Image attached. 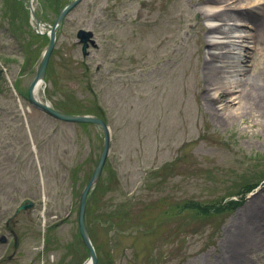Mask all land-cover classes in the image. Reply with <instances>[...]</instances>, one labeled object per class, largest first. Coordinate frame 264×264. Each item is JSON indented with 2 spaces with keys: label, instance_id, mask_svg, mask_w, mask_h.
Returning a JSON list of instances; mask_svg holds the SVG:
<instances>
[{
  "label": "rangeland",
  "instance_id": "374dc122",
  "mask_svg": "<svg viewBox=\"0 0 264 264\" xmlns=\"http://www.w3.org/2000/svg\"><path fill=\"white\" fill-rule=\"evenodd\" d=\"M70 1L33 0L42 29ZM29 2L0 0V238L7 239L0 264H86L80 199L105 134L28 102L49 43ZM225 5L226 14L250 18L227 21V37L210 34L227 44L215 61L224 86L209 90L212 99L204 87L203 26L224 23L202 15L219 4L84 0L58 31L38 98L64 114L103 119L111 132L84 216L97 264H229V238L245 232L255 200L264 204V106L249 111L237 94L227 106L217 100L260 71L264 95V49L255 42L264 39V0ZM80 29L94 34L86 57ZM26 200L32 206L16 215ZM247 234L262 244L237 248L238 260L242 254L244 264H264V206Z\"/></svg>",
  "mask_w": 264,
  "mask_h": 264
},
{
  "label": "bare ground",
  "instance_id": "6f19581e",
  "mask_svg": "<svg viewBox=\"0 0 264 264\" xmlns=\"http://www.w3.org/2000/svg\"><path fill=\"white\" fill-rule=\"evenodd\" d=\"M233 2L256 3V0H233ZM196 3L197 4L204 3L208 5L219 4V8H221L219 11L211 13L208 12L207 9L205 8L203 9L204 12L202 16L208 17L210 19H214L215 21H221L222 23H224L222 25L203 26L204 37L202 38V42L206 44L208 48L207 51L205 52V57H204V70H203V75H204L203 78L205 84L204 87L207 90V92L205 93L207 94L206 99H212L213 97H211V93H209V90L211 88H217V87L222 88L224 86L225 80L221 74L220 67L215 65V61L224 58L223 50L226 48L227 44L222 42L211 41L212 36H210V34L219 33L220 35L227 37L228 36L227 31L224 28L225 25H227L226 24L227 21L235 20L241 16H243V18L244 17L250 18V15L246 14L244 11H240V12H244L242 13L243 15L235 14L233 16L232 14H226L225 13L226 0H196ZM262 31L263 30H260L259 33L262 34L263 33ZM253 37L256 38V36L254 35ZM249 38L250 37H248V39ZM255 42L262 44L263 45L262 48L264 49L263 38H261V40L255 39ZM248 75L249 74H245V78L240 79L239 81H235L234 85L231 87L229 91L224 90L223 92H220L217 100L221 101L222 103L225 104V106H227L228 105L227 97H229V95L230 97H232L234 94H237L239 103L240 104L243 103L244 105H247L248 106L247 109L249 111H253L255 108L258 107H263L264 101L262 97H264V95L260 96L258 94L260 85L261 84L263 85L261 71L259 73L256 72L255 74H251L249 77ZM43 85H44V81L40 82L36 87L35 89L36 98H38L37 96L38 92L43 87ZM209 106L214 111L216 110V107L213 103L212 105ZM263 206L264 204L262 200H255L245 213L246 216L248 217L245 223L243 222L246 229L245 232L240 230L239 232L236 233V236L234 235L229 238L228 240L229 242H227V244L230 245V251L228 253L229 256L227 257V261L229 264H236V263L244 264L245 259L244 256H242V254L238 260L239 256L236 252L237 248L243 246V248H241L242 251V249L244 250L248 247H252V248L255 247L256 249H258L261 246L262 240L256 239V236L254 234L251 236L247 234V238H245L244 236L246 235L248 227L252 226L253 218L255 219V215L262 211ZM234 251L235 253H233ZM86 264H90V260H87ZM246 264H250V263H246Z\"/></svg>",
  "mask_w": 264,
  "mask_h": 264
},
{
  "label": "water",
  "instance_id": "95a60500",
  "mask_svg": "<svg viewBox=\"0 0 264 264\" xmlns=\"http://www.w3.org/2000/svg\"><path fill=\"white\" fill-rule=\"evenodd\" d=\"M83 0H72L71 2L67 3L59 12L55 22L53 25L49 26L45 32L49 35V44L46 50L43 53L42 61L39 66V69L37 71V74L35 78L33 79L32 83L29 86L28 89V99L30 103L36 107L37 109L59 119L62 121H67V122H74V123H92V124H97L99 125L105 134V146L103 153L101 155V158L99 160V163L93 173V176L91 177L90 181L88 182L87 186L83 190L81 199H80V207H79V230L80 234L82 236V239L87 246L89 253H90V264H97V255L94 250V247L92 245V242L90 240V237L88 235L86 226H85V212H86V206H87V199L90 194V192L95 188L96 182L99 180L102 174L103 167L106 163L107 157L110 153V144H111V132L110 128L106 124V122L98 117L95 116H90V115H68L64 114L56 109H54L49 103L47 102H42L35 96V89L38 86L40 82L44 80L48 62L50 59V56L54 50L55 44H56V39H57V32L59 31L63 21L67 17V15L73 11ZM30 9L32 13V19L35 20L36 22V30L40 32L42 23L36 16V13L34 12V9L32 7V0H30ZM42 33V32H41ZM77 38L81 44H83L82 47V53L83 56H88L89 55V43H91L93 46H95V41L92 40L94 38V34L92 31H86L84 29H80L77 32ZM92 46V47H93ZM32 204H27V202L23 203L17 210L16 215L24 209H27L28 207H31ZM14 217H12L11 220H13ZM1 242H5L6 238L1 237L0 239ZM16 245H18V239L16 238Z\"/></svg>",
  "mask_w": 264,
  "mask_h": 264
},
{
  "label": "trees",
  "instance_id": "16d2710c",
  "mask_svg": "<svg viewBox=\"0 0 264 264\" xmlns=\"http://www.w3.org/2000/svg\"><path fill=\"white\" fill-rule=\"evenodd\" d=\"M199 208H200V209H203V207H201V206H200ZM205 213H208V212H207V211H205Z\"/></svg>",
  "mask_w": 264,
  "mask_h": 264
}]
</instances>
